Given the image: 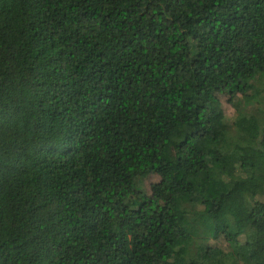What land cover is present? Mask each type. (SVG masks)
<instances>
[{
  "label": "trees",
  "instance_id": "1",
  "mask_svg": "<svg viewBox=\"0 0 264 264\" xmlns=\"http://www.w3.org/2000/svg\"><path fill=\"white\" fill-rule=\"evenodd\" d=\"M0 264H264V0H0Z\"/></svg>",
  "mask_w": 264,
  "mask_h": 264
},
{
  "label": "rangeland",
  "instance_id": "2",
  "mask_svg": "<svg viewBox=\"0 0 264 264\" xmlns=\"http://www.w3.org/2000/svg\"><path fill=\"white\" fill-rule=\"evenodd\" d=\"M225 108H226L227 113H230V114L233 113V109L230 106L226 105ZM155 181H157V179H155L153 177L150 180L146 181V185L145 186L147 187L150 183L155 182ZM213 243L215 244V242H213Z\"/></svg>",
  "mask_w": 264,
  "mask_h": 264
}]
</instances>
